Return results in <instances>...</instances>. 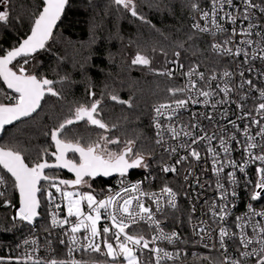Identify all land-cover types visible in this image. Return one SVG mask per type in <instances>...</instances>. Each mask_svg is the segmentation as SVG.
Masks as SVG:
<instances>
[{"label": "snow or ice", "instance_id": "1", "mask_svg": "<svg viewBox=\"0 0 264 264\" xmlns=\"http://www.w3.org/2000/svg\"><path fill=\"white\" fill-rule=\"evenodd\" d=\"M68 2L69 0H42V7L33 14L30 34L22 39L18 46L7 51L0 50L3 51V54L0 55V80L7 86V89L15 93L12 96H9L7 92L3 94V99L10 102H0V130L14 121L31 117L41 107V101L46 94L59 95L53 88L54 82L52 80L32 74L27 66L30 59L34 58L40 50L45 49L47 42L53 38V30L57 27V22L61 20ZM113 2L129 11L133 17L144 20V17L139 16L136 10L135 0H113ZM205 4L207 5L206 9L201 7L200 0H192L190 4L192 11L199 13L200 20L204 21L202 25L194 18L192 28L200 33L210 34L214 40L218 35L223 37L220 42H213L210 47L214 53L221 57L235 60L240 78L239 83L230 87L229 85L234 83L232 78L237 73L225 69L222 73V77L226 78L223 87L217 83L216 90H213L212 82L217 80V75L213 73L210 77L205 78L203 72H199L197 67H192L188 72L183 73L188 77L184 86L167 89L172 97H176L177 94H184L185 98H176L169 103L155 105L152 119L156 130L157 139L155 142L157 145L165 143V134H168L172 139L181 135L191 138V143L179 144L180 148L186 149L187 155L179 157L175 164H181L189 157L199 161L201 153L192 145L206 142V151L212 158V171L217 176L215 187L220 200L219 204L213 201L209 205V212L214 222H224L231 214L230 207L236 206L233 203L238 196L236 187L239 181L236 170L247 175L246 168L248 165L258 161L260 166L255 169L257 181L254 187L259 191H253L251 199H261L262 193H264V123H262L264 120V88L258 87L252 78H245L246 73H255L257 78L264 82V0H258V2L257 0H205ZM10 10L11 0H0V23L9 21ZM179 55V52L175 53L177 58ZM257 61H259V66H257ZM132 64L149 66L151 60L147 56L137 53L132 59ZM179 66L183 68L182 64ZM158 74L173 76L170 70ZM193 76H196L197 79H192ZM199 81L205 82L204 87H198ZM246 87L248 89L246 95L253 92L259 93L258 98L261 102L255 108V112L261 119H256L251 111L244 112L243 104H239L238 108H240L241 115L237 117V120L243 122L247 119L249 122L245 123L241 129L237 120L229 119L228 123L232 125L234 131L227 135V138V128L221 125L212 113L191 112L188 123L181 120L182 110H188L189 104L208 105L213 97L218 93H223L224 96L221 99L211 104L215 110L217 105L229 103L232 92L243 90ZM201 97L203 100L200 99ZM110 99L131 106L130 101L120 100L116 95H112ZM244 99L245 97L242 96L241 100ZM100 105V100H94L90 105L80 104L76 106L70 116L51 131V139L56 148V151L52 153L55 157V164H49L45 160L29 166L25 162V157L16 148L0 147V168L11 174V177L14 178V187L19 192V208L12 219L33 224L40 214L38 210L41 201L37 194L41 192V181H45L67 201V215L63 219H59L57 213L53 211L51 213V226L62 227L70 224L69 230L65 233L68 237L67 255L69 259L58 260L53 258L43 261L34 258L31 254H26L23 258H14V264H29V262L31 264H82L81 261L71 259L73 252L78 249L84 252L101 253L109 257L110 262H106V264H121L120 258L126 264H167L168 261L180 259L179 251L173 253L159 246L149 247L150 243L155 245L157 241H167V243L173 244L180 241L181 238L176 231L165 232L163 230L160 221L156 219L157 213L163 214L165 211L161 196L154 192H145L141 188V182L124 186L122 179L120 191L99 200L90 192H70L62 190L60 187L61 185L85 184L87 183L85 177L110 176L113 173H118L123 178L129 169L148 167L145 155L135 150V141L131 139L124 141V146L119 151H112L108 145L120 144L119 138L112 139L101 134L96 140L86 145H82L79 141L73 142L60 138L61 133L68 126L85 120L99 129L108 131L110 126L103 119ZM217 115L224 119L228 116V109L218 112ZM201 120H208L210 123L216 124L219 128V134L214 131L209 135L202 127ZM173 121L179 123L180 126L177 127ZM253 125L258 126L255 135L251 134V126ZM111 127H115V125ZM197 129L202 133L201 135L194 134ZM238 134L244 136L243 141L237 139ZM257 137L260 138L259 143ZM217 139L219 141L218 148L224 154L223 158H221L217 147L212 144V141ZM233 141L243 148L242 162L231 158L233 151L231 143ZM164 151L172 155L177 152V147L169 145ZM69 152L78 153L79 161L67 159L66 156ZM226 167L233 170L227 172L226 177H222L221 173ZM48 168H67L75 174V179L57 180L45 174L44 170ZM161 171L175 173L177 168L175 165L165 164L161 167ZM225 178L228 184L232 186L231 191L225 187L223 182ZM6 182V177L0 175V185L6 184ZM246 183H251V181H246ZM161 193L167 196V206L175 209L178 194L167 185L161 189ZM3 195L4 193L0 192V196ZM145 196L156 205L155 212L151 207L145 205L142 199ZM47 197L49 204H52L54 202L52 192H48ZM85 204L88 209L87 212L84 211ZM55 208L59 209L60 205L55 204ZM248 210L249 213L235 218L237 232H230L225 227L219 229V248L223 250L222 255H224L222 264H248L250 257L255 258V264H264V224L259 221L252 222V218L255 216L264 218V211L256 212L251 204L248 205ZM192 211L195 212L194 206ZM102 214L107 216L111 223L105 224L101 229L99 224ZM69 217H75V222H71ZM142 221L148 223L150 227L155 226L157 234L152 236L151 241L143 235L129 234L126 231L130 226ZM200 223L206 225L207 221ZM249 226L251 227V235L246 231ZM82 230L83 236L78 235ZM109 233L111 236L108 235ZM201 233L211 239L209 229L200 227L198 232H195L196 235ZM113 239L115 246L110 242ZM204 239L205 236L200 235V240L203 241ZM226 240L238 241L237 258L227 255ZM24 243L36 245L37 241L29 242L26 240ZM60 243L64 244L65 241L61 240ZM205 247H209V245L205 244ZM212 247L214 248L215 244ZM144 249L152 253L151 259L146 261L140 259L138 252L142 253ZM204 258L209 259L208 257ZM6 261L7 264H13V258L0 257V264H6Z\"/></svg>", "mask_w": 264, "mask_h": 264}, {"label": "trees", "instance_id": "2", "mask_svg": "<svg viewBox=\"0 0 264 264\" xmlns=\"http://www.w3.org/2000/svg\"><path fill=\"white\" fill-rule=\"evenodd\" d=\"M191 3L192 0H135L139 16L144 17L141 20L113 0H69L53 30V38L27 66L32 74L52 80L59 95L49 94L34 117L7 129L0 146L19 150L29 166L45 160L52 163L55 147L51 131L68 118L76 106L100 100L103 119L110 126L108 131L85 120L67 128L60 138L86 145L103 134L119 138L120 144L108 145L115 151L131 139L135 141V150L148 160L147 168L161 164L163 157L152 125L153 109L155 105L173 100L175 97L167 89L182 87V84L158 73L170 68L176 52L187 68L198 65L210 70L213 62L218 61L211 52L212 39L192 28L197 13L192 11ZM200 4L205 6V0H200ZM41 7L42 0H11L10 19L0 23V50L18 46L30 34L33 14ZM137 53L147 56L151 64L133 65L132 59ZM5 92L12 96L0 80V102L9 103L3 99ZM112 95L130 101L131 106L111 100ZM68 158L79 161L77 153H70ZM2 171L8 179L9 191L6 196H0V257L7 258L19 240L50 229L49 205L42 198L46 186L50 185L41 186L42 220L34 224L14 221L19 194L14 180ZM47 175L56 179L64 177L63 180L71 177L55 171ZM102 181L94 180L93 186L102 185ZM177 192L181 202L169 212L173 222L170 228L181 231L185 237V247L190 253L184 264H222L218 253L200 249L193 243L183 192L181 188ZM87 258L92 264L110 262V258L101 253ZM120 260L121 264H126L122 258Z\"/></svg>", "mask_w": 264, "mask_h": 264}, {"label": "built area", "instance_id": "3", "mask_svg": "<svg viewBox=\"0 0 264 264\" xmlns=\"http://www.w3.org/2000/svg\"><path fill=\"white\" fill-rule=\"evenodd\" d=\"M258 2V0H257ZM203 8H207V5L203 6ZM259 15V13H257ZM195 20H198L202 25L204 23L203 20H200L199 13H197ZM198 32V31H197ZM200 33V32H198ZM205 36H208L212 39L211 44L213 42H220L223 37L217 36L216 40L213 39V37L210 34H204L200 33ZM212 54L218 59V61L213 62V66L210 70H206L201 68L200 66H192L197 67L199 72H203L205 75V78L210 77L213 73L217 75V80L212 82V88L213 90H216V84L219 83L221 87H223L224 80L226 78L222 77V73L225 69L232 71L234 73H237L232 79L234 83H231L229 86L234 87L235 83H239V75H238V69L237 64L235 60H231L226 57H221L219 54L214 53L211 49ZM239 59V58H237ZM181 59L180 56L175 58L171 64L170 68L168 70L172 71L173 76L169 77L171 79H177L181 82L182 86H184L187 81L188 77L183 75V73H186L189 71L190 68L185 67L183 64V68H181L179 65H181ZM257 66H259V61H257ZM168 77V76H167ZM245 78H252L258 87L264 88V82L261 81V79L257 78L255 73H246ZM192 79H197L196 76H193ZM204 81L198 82V87H204ZM248 93L247 87L243 90L235 91L230 94L229 103L217 105V108L214 110L211 107V104L214 103L216 100L221 99L224 94L218 93L215 97L212 98L211 102L208 105L204 104H197L192 105L189 104L188 110L184 111L182 110V116L181 120L184 123L189 122V117L191 112H197V113H212L216 116V120L219 121L221 125H224L228 132L226 134L230 135L234 129L232 128V125L228 123V120H237V117L241 115L240 108H238L239 104H243V110L244 112L251 111L252 115L256 117V119H261L259 115L255 112V108L258 106V104L261 102L259 100V93L253 92L250 95H246ZM244 96L245 99L241 100V97ZM179 99L185 98L184 94H177V97ZM203 100V98H200ZM172 101V100H171ZM169 101V102H171ZM166 102V103H169ZM224 109H228V116L224 119H221L219 115H217L218 112L224 111ZM154 115V111H153ZM153 118V117H152ZM163 123H168L167 121H162ZM176 123L175 121H173ZM249 121L246 119L245 121L241 122L237 120V123L240 125V128L243 129L244 124L248 123ZM262 123H264V120H262ZM202 127L208 132L209 135H211L214 131H216L219 134V128L216 124L210 123L208 120H201ZM152 125H153V119H152ZM176 126L179 127V123H176ZM153 129L156 130L153 126ZM189 131H193L192 129H188ZM258 131V126H251V134L255 135V133ZM195 135H201L202 133L197 129L194 131ZM157 139V136H156ZM237 139L240 141L244 140V136L242 134L237 135ZM257 142H260V138L257 137ZM180 143H191V138L184 137L181 135L180 137L176 139H172L168 134H165V143L162 145H158L159 151L161 153V156L163 157V162L156 166L155 168H138L137 172H132L130 174H127L125 177L116 176L113 179L102 181V185H98L97 187L89 184H82L79 185L78 188L81 190L80 193H83V190H87L88 192L92 193L96 198L104 199L109 194H114L115 192L120 191L121 184L120 181L123 179L124 186H128L130 184L137 183L138 181L141 182V188L148 193H157L161 196V202L164 206V213L156 214V219L160 221V225L163 228L165 232H172L176 231L180 235V241L175 242L173 244L167 243V241H157V243L149 245L150 248L152 247H162L165 248L169 252H180V259L176 261H168L167 264H184L185 258L187 255H189L190 250L186 249L185 247V237L182 234L181 231L177 229H171L172 220L169 217V212L175 210L180 202H181V196L179 192H177V189L181 188V191L183 192V197L185 199L187 210L190 216L189 220V232L191 239L195 245H197L198 248L206 250V251H214L219 254L221 261L224 259V255H222V251L219 248V229L221 227L227 228L230 232H237L238 229L236 228V220L235 218L237 216H243L246 213H249L248 205L251 204L252 207L255 209L256 212L264 211V193H262V198L258 200H252L251 195L253 191H259V189H255V183L257 181V174L255 172L256 167H259V162H255L253 164L248 165L246 168V173H240L238 170H236V176L239 181L238 186L236 187V191L238 193L237 198L233 201V203L236 205L234 208L230 207V216L226 218L224 222H214L213 218L211 216V213L209 212V205L215 201L217 204L220 203L219 200V193L216 190V180L217 176L212 171V158L209 156V154L206 151L205 143L201 142L196 145H192V147H195L200 153H201V159L199 161L195 160L194 158L189 157V159L183 161L181 164H175V161L179 159L181 156L187 155V151L184 148H180ZM212 144L214 147H217L218 151V144L219 141L213 140ZM169 145H172L174 147H177V152L175 154L169 155V153L165 152L164 149L167 148ZM231 147L233 151L231 152V158L242 162V156H243V148L240 145H237L235 141L231 143ZM258 151V150H254ZM221 158L224 157V154L222 151H220ZM175 165L177 168V172L175 173H164L161 171V167L163 165ZM230 167H226L224 169V172L221 173L222 177H226V173L229 171H232ZM189 171L191 174L189 175ZM0 175H6L0 168ZM185 176H187V179H185ZM6 184L0 185V192H3L4 195L1 197H4L7 195L9 191V184L8 179L6 177ZM246 181H251V183H246ZM225 183V187L231 191L232 186L228 184L226 178L223 181ZM169 186L175 191L178 195L176 197V203L177 207L175 209H171L167 206V196L165 194L161 193V189L165 186ZM203 185V187H201ZM53 199L54 202L52 204H49V200L47 198V203L49 205V211H50V229L47 232L44 233H34L28 236H25L21 240H19L14 249L11 251V258H13V264H14V258L16 257H25L26 254L33 255L34 258L41 259L43 261H47L50 259H58V260H67L69 259L67 255V248H68V237L65 235V233L69 230L70 224L64 225L62 227H52L51 226V213L55 211L58 215L59 219H63L67 215V203L64 201V199L61 197V195L58 192L53 191ZM144 203L146 206H149L153 209L155 212L156 205L152 203V201L147 197H142ZM231 200V197H229ZM55 204H59L60 208L56 209ZM193 206L195 207V212L192 211ZM84 211L87 212V206L85 204ZM103 211V210H102ZM71 222H75V217H69L68 218ZM201 221H207L206 225H202ZM259 221L260 223L264 224V218L260 216H255L252 218V222L255 223ZM111 221L107 218V216L102 214V218L99 224V227L102 229L105 224H110ZM200 227H205L206 229H209L211 231V239L208 238L207 235L204 233H201L200 235H204L205 239L203 241L200 240V235H196L195 232H198ZM114 231V230H113ZM126 231L129 234H140L143 235L146 239L151 241V238L153 235L157 234V231L155 229V226H149L146 222H139L137 224H134L130 226V228L126 229ZM246 231L249 235H251V227H247ZM83 230L78 235L83 236ZM111 236V233L108 234ZM31 242L32 240H36L37 244L32 245L31 243L25 244V241ZM64 240L65 243L61 244L60 241ZM115 246V240H111ZM227 246H228V252L227 255L232 258L238 257L237 247H238V241L233 240H226ZM205 244H208L209 247H205ZM215 244V247L213 248L212 245ZM34 249H36L34 251ZM93 252H84L82 250H76L73 252L71 259L76 261H81L82 264H92L91 262L87 261L89 256H91ZM138 255L140 256V259L142 261H146L152 258V253L149 252L147 249H144L142 253L138 252ZM7 257V258H9ZM255 262V258H248V264H253ZM7 264V261H6ZM31 264V262H29Z\"/></svg>", "mask_w": 264, "mask_h": 264}, {"label": "water", "instance_id": "4", "mask_svg": "<svg viewBox=\"0 0 264 264\" xmlns=\"http://www.w3.org/2000/svg\"><path fill=\"white\" fill-rule=\"evenodd\" d=\"M36 54H37V53H36ZM18 59H20V58H18ZM21 60H22V59H21ZM13 63L15 64L16 62L14 61ZM2 82H3V81H2ZM3 84H4V83H3ZM4 85H5V84H4ZM53 85H54V83H53ZM5 87H6V89H7V86H6V85H5ZM7 91H8L10 94L15 95V93H13L12 90L7 89ZM48 95H49V94H46V95H45L44 99L41 101V107H40L39 109H37V112H36V113H33L31 117L22 118V119L19 120V121H14L12 124L5 125L4 129H3V130H0V140L3 138V136H4V134H5V132H6L7 129H10V128L14 127L15 125H17L18 123H20V122H24V121L29 120V119H31L32 117H34V116L40 111V109L42 108L43 102H44L45 98H46ZM79 122H81V121H79ZM79 122H76V123H74L73 125H75V124H77V123H79ZM73 125H71V126H73ZM71 126H68V128L71 127ZM66 129H67V128H66ZM66 129H65V130H66ZM65 130H64V131H65ZM64 131H63V132H64ZM63 132H62V133H63ZM62 133H61V134H62ZM53 144H54V142H53ZM0 147H1V146H0ZM54 147H55V144H54ZM55 151H56V148H55ZM70 153H73V152H69V153H67V156H66L67 159H69L68 156H69ZM77 154H78V153H77ZM78 155H79V154H78ZM48 163H49V162H48ZM55 163H56V161H54V162H52V163H49V164H55ZM1 169H2V168H1ZM135 170H136V169H129V171H128L127 174H130V173H132V172L135 171ZM4 171L6 172V170H4ZM44 171H45V174H46V175H47L48 172H51V171L62 172V173H65V174L70 175V176L73 178V180L75 179V174H74L73 172H70L67 168H48V169H45ZM6 173H7V172H6ZM7 174L11 177V174H10V173H7ZM116 176H119V174H118V173H113V174L110 175V176L85 177V179H93V180H104V181H107V180L113 179V178L116 177ZM11 178H12V177H11ZM12 179L14 180V178H12ZM57 180H63V179H57ZM45 183H46V184H49L48 182L41 181L40 187H41L43 184H45ZM61 186H63V187L76 188V187H78L79 185H77V186H64V185H61ZM42 192H43V190H42V188H41V192L37 194L39 199H40V196H41ZM18 194H19V192H18ZM40 201H41V200H40ZM18 208H19V204H18V206H17L16 209H15V213L18 211ZM38 211H39L40 214H39V216L34 220L33 224L36 223V222H38V221H40V220H42V215H41L42 204H41L40 209H39Z\"/></svg>", "mask_w": 264, "mask_h": 264}, {"label": "rangeland", "instance_id": "5", "mask_svg": "<svg viewBox=\"0 0 264 264\" xmlns=\"http://www.w3.org/2000/svg\"><path fill=\"white\" fill-rule=\"evenodd\" d=\"M177 97V96H176ZM176 97L174 98V99H176ZM110 150H112V149H110ZM112 151H115V150H112ZM148 160L146 159V162H147ZM61 188H62V190H65V191H70V192H80L81 190L78 188V187H76V188H71V187H63V186H60ZM53 189L56 191V189L55 188H52V187H47L46 186V193L42 196V198H43V200H44V203H46V200H47V193L48 192H52L53 193ZM86 192H88L87 190H83V193H86ZM60 194V193H59ZM66 203H67V201L66 200H64Z\"/></svg>", "mask_w": 264, "mask_h": 264}, {"label": "flooded vegetation", "instance_id": "6", "mask_svg": "<svg viewBox=\"0 0 264 264\" xmlns=\"http://www.w3.org/2000/svg\"><path fill=\"white\" fill-rule=\"evenodd\" d=\"M69 155H70V154H69ZM61 173H62V172H61ZM54 178H56V177H54ZM61 179H64V177H62ZM69 180H73V178L70 177ZM85 180L87 181L86 184H89V183H90L91 185H93V181H94L93 179H85Z\"/></svg>", "mask_w": 264, "mask_h": 264}]
</instances>
